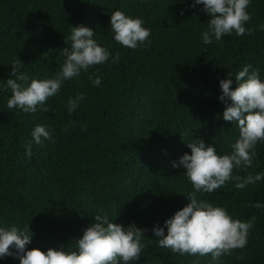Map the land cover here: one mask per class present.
Returning <instances> with one entry per match:
<instances>
[{"label": "trees", "instance_id": "trees-1", "mask_svg": "<svg viewBox=\"0 0 264 264\" xmlns=\"http://www.w3.org/2000/svg\"><path fill=\"white\" fill-rule=\"evenodd\" d=\"M192 0H0V85L19 59L30 77L51 78L59 70L65 36L81 23L118 63L93 65L62 84L45 103L49 111L24 113L8 109L10 89L0 91V223L33 232L27 249L71 248L96 213L114 223L147 228L136 264H264V180L236 189L234 182L212 193L198 194L223 206L236 219L255 216L248 243L212 261L181 256L157 246L151 228L170 218L189 199L186 169L173 167L187 142L205 141L218 154L229 152L236 125L223 119L221 79H231L244 65L264 79V0H251L245 27L251 34L225 35L204 44L200 32L209 17ZM141 17L150 29L149 44L126 48L113 40L109 27L115 10ZM252 69H250L251 71ZM232 76H229V73ZM101 77L93 86L89 76ZM85 99L69 116V96ZM69 130L63 131L65 125ZM36 124L52 129L53 140L32 143ZM249 172L264 171V142ZM236 174L244 175L243 172ZM239 257H242L239 258ZM0 264H19L6 256Z\"/></svg>", "mask_w": 264, "mask_h": 264}, {"label": "clouds", "instance_id": "clouds-1", "mask_svg": "<svg viewBox=\"0 0 264 264\" xmlns=\"http://www.w3.org/2000/svg\"><path fill=\"white\" fill-rule=\"evenodd\" d=\"M251 0H192L191 7L202 5L201 11L207 14L206 29L200 32L204 44L213 40L220 41L225 35L242 36L251 34L246 28L250 20L247 11ZM109 27L112 38L121 46L131 49L143 47L151 41L150 29L145 26L141 17L132 16L117 9L110 15ZM264 31V24L259 26ZM93 28L81 23L72 26L65 36L66 47L62 49L64 57L60 70L51 78L30 77L22 71L24 64L13 61L9 77L0 91L10 89L7 99L8 109H20L24 113L49 111L45 103L49 98L60 93L62 84L82 71L87 72L93 65L109 62L118 63L119 53L112 54L106 46L94 38ZM250 69H252L250 71ZM232 76V73H229ZM237 86L230 87L231 79L219 81L222 94L218 97L224 103L223 119L234 123L238 136L230 145L229 152L217 153L212 145L194 139L187 142L190 154L185 152L173 167L186 169L183 175L191 184L192 190L187 193L189 203L177 210L164 221L163 226L156 224L151 232L156 238L158 247L170 249L181 256L203 257L210 254L212 261L222 255L231 254L234 249H242L248 243L249 229L252 228L255 216L247 221L231 216L223 206L198 198V194L212 193L234 182L236 189L255 185L264 180V171L250 173L249 168L257 157V145L264 142V79L259 70L252 65H244L235 75ZM93 86L101 85V77L89 76ZM85 99L83 92L69 96L65 105L69 116ZM65 125L63 131L69 130ZM25 156H31V145H41L45 140H53L52 129L45 124H36L31 130ZM243 172L244 175L236 174ZM251 207L261 209L264 204L256 202ZM147 228H140L135 223L127 226L114 223L106 214L96 213L93 222L83 231L82 236L68 249L64 247L27 249L33 232L29 224L5 226L0 223V259L15 256L19 264H136L144 248V233ZM242 259V257H239Z\"/></svg>", "mask_w": 264, "mask_h": 264}]
</instances>
